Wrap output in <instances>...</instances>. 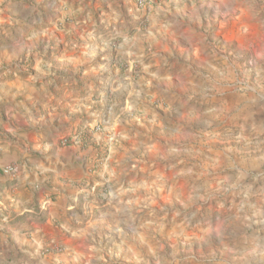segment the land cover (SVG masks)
I'll return each mask as SVG.
<instances>
[{
	"label": "clouds",
	"instance_id": "clouds-1",
	"mask_svg": "<svg viewBox=\"0 0 264 264\" xmlns=\"http://www.w3.org/2000/svg\"><path fill=\"white\" fill-rule=\"evenodd\" d=\"M0 264H264V0H0Z\"/></svg>",
	"mask_w": 264,
	"mask_h": 264
}]
</instances>
